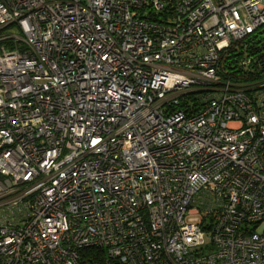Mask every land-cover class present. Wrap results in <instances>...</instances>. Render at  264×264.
I'll return each instance as SVG.
<instances>
[{
    "label": "built area",
    "instance_id": "built-area-1",
    "mask_svg": "<svg viewBox=\"0 0 264 264\" xmlns=\"http://www.w3.org/2000/svg\"><path fill=\"white\" fill-rule=\"evenodd\" d=\"M263 26L264 0H0V264H264V89L220 75Z\"/></svg>",
    "mask_w": 264,
    "mask_h": 264
},
{
    "label": "trees",
    "instance_id": "trees-1",
    "mask_svg": "<svg viewBox=\"0 0 264 264\" xmlns=\"http://www.w3.org/2000/svg\"><path fill=\"white\" fill-rule=\"evenodd\" d=\"M247 56H252L249 64L243 65L241 61ZM220 75L222 79L243 84L246 92L251 95L256 90L264 89V26L261 30L239 40L223 54ZM187 94L172 109L182 110L187 113L197 110L201 103V94ZM81 261L87 264H107L106 255L102 249H82Z\"/></svg>",
    "mask_w": 264,
    "mask_h": 264
},
{
    "label": "rangeland",
    "instance_id": "rangeland-1",
    "mask_svg": "<svg viewBox=\"0 0 264 264\" xmlns=\"http://www.w3.org/2000/svg\"><path fill=\"white\" fill-rule=\"evenodd\" d=\"M3 32L5 33H11L16 34L18 36L22 35V32L20 31L19 27L17 25H10L3 29ZM202 94V93H196L195 95Z\"/></svg>",
    "mask_w": 264,
    "mask_h": 264
}]
</instances>
